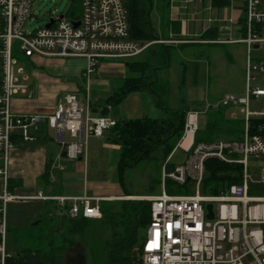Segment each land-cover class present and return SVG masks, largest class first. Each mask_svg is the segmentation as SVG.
I'll return each instance as SVG.
<instances>
[{"label":"built area","instance_id":"obj_1","mask_svg":"<svg viewBox=\"0 0 264 264\" xmlns=\"http://www.w3.org/2000/svg\"><path fill=\"white\" fill-rule=\"evenodd\" d=\"M194 1L186 0V4ZM228 2L239 3L244 12L241 27L245 38L232 43L245 45V95L242 98L225 95L216 104H206L202 110L195 108L187 112L178 143V147L188 154L187 159L170 174H166L163 168L159 195L98 198L85 193L79 197H65L39 192L21 198L7 191L10 154L15 142L32 141L34 138L29 136V130L45 122L47 128L57 135L66 159H84L87 138H102L116 124L108 117L89 115L88 90L99 63L108 59H134L150 43L130 40L123 0H81L77 19L51 18V27H40L32 32L25 28L31 16L32 0H0V179L3 184L0 194V264L12 261L6 248V206L24 200L55 202L65 218L88 220L102 219L101 202H149L150 222L138 249L142 264H264V198L250 194L252 186L264 185V167L259 169L258 178H253L248 171L250 159L264 160V90L251 87L252 82L264 78V0ZM74 23L79 25L75 27ZM156 43L179 42L156 40ZM254 53L260 55L254 56ZM36 56L83 59L86 63L83 74L87 84L85 101H80L75 94H66L49 116L16 112L13 98L29 92V76L23 68L16 70L15 67L21 59ZM253 101L258 102L259 111L251 110ZM228 106H241L243 135L240 139L196 143L198 116ZM186 140L189 143L183 146ZM171 154L165 162L169 161ZM207 160L239 166L240 171L232 174L238 177V183L220 188L216 194L204 192V164ZM167 180L179 187L188 186L191 193L166 194L164 185ZM207 204L213 206L212 220L206 217Z\"/></svg>","mask_w":264,"mask_h":264},{"label":"rangeland","instance_id":"obj_2","mask_svg":"<svg viewBox=\"0 0 264 264\" xmlns=\"http://www.w3.org/2000/svg\"><path fill=\"white\" fill-rule=\"evenodd\" d=\"M172 3L178 5L177 9L185 24L187 23L191 26L188 39L194 40L189 42L193 44L182 46L180 45L182 43H180L173 46L168 43L167 47H164L163 44L160 46L155 45L154 42H151L153 45L150 43V46L136 60L149 61L152 69L151 72L150 68L149 70L147 69L148 74L149 72L154 73L155 69L157 70V75L154 76L157 77L158 81L152 84L154 92L144 90L132 94L123 107L126 116L122 114V111H117L116 108L118 107L119 110L121 107L113 108L112 110L115 111H111L109 115L119 119L117 121L143 118L165 119L166 113L156 107L157 101L160 106L167 107L173 111H181L183 107L189 109L196 107L202 110L206 104H216L225 95H232L235 98H242L245 95V45L243 43L207 45L196 41L205 26V31L216 28L218 30L216 38L219 40L244 39L245 35L238 32L239 26L231 25L232 19L229 18L234 7H239L238 5L240 4L232 3L229 6L218 9V7L212 6L211 0H195L190 4H186V0H172ZM239 9L235 10L239 14V19H242L244 12ZM156 13V16H151L154 39H171L172 37L169 35L166 26H164L166 24L158 22L161 18L158 10ZM71 14L80 15V6L76 0H32L31 16L25 24L26 31L32 32L37 28L44 27L51 18L60 16L70 18ZM154 18H156V24L154 23ZM209 20H212V22H209ZM226 28L230 29V32L223 31ZM161 31L163 32L161 33L162 35H159ZM166 52H168L169 57L167 67ZM253 55H260V53H254ZM128 60L131 61V59ZM103 62L108 63L111 61ZM23 65V63L19 64L15 69L23 68L25 74H27ZM35 67L31 66V70L28 72V74L30 73L29 75L33 74V70H38ZM165 67L166 69H163ZM161 68L162 70H159ZM183 71H185L184 84L182 88H179ZM251 87L264 90V78L252 82ZM155 95L156 98H154ZM98 97L99 94L94 96L93 92L89 95L92 105H102L103 100H98ZM57 98L56 105L62 100L63 94H58ZM34 102L37 104L46 103L38 97ZM217 109L220 110L217 111ZM217 109L215 110L214 108L209 113L198 116V132L195 134L194 140L196 143H209L222 139L237 141L243 135L241 106L219 107ZM251 110L254 112L259 111L257 101L251 103ZM221 117L228 126V132H226V128L216 131L211 127V124L220 120ZM49 133L53 138L54 132L51 130ZM42 137L44 136L42 135ZM66 139L67 141L69 140L68 136H66ZM179 141L177 142V139L174 138L165 143H159L146 158L136 165L120 170V150H106L93 136H90L86 142L89 158L86 157L85 160L78 162L80 164L78 168L83 167L81 174L78 176L85 178L86 187L89 186V194L91 193L90 188L92 185L100 183L101 185L117 184L122 194L125 193L123 192L125 188L127 193L133 195H159L162 187L163 168L166 174H170L176 166L182 165L187 159L188 154L178 147ZM167 146L170 148L175 146V148L169 161L165 162V149ZM74 162L77 163V161ZM74 162L72 164H75ZM263 167L264 160L262 158L248 161V171L253 178H258L259 169ZM83 185V181L78 185L80 193L83 191ZM164 186L167 190H165L166 194H169L168 191L174 194L179 193L180 187L171 180H167ZM250 194L264 198V185L252 186ZM101 206L108 207L111 204L101 202L100 208ZM119 207L122 206H115V208ZM123 208L119 210H123ZM47 213H50L51 216H47ZM113 218L115 219L110 220V222L113 227L118 228L121 216ZM67 219V217H64V212L58 209L55 202L40 204L25 201L23 203L14 202L8 204L5 211V220L9 251L13 256H16L21 250H38L27 241V237L30 234L38 235L39 233H44L50 234L52 237L70 238L75 242L74 246L66 248L62 258L63 264H108L112 234L110 223L106 220H88L82 234L72 235L70 233L71 225L77 222L79 218L71 221ZM36 222H39L38 225L33 226ZM144 233L145 231H143L140 241L137 242L129 264H142L138 249L143 242ZM61 244V241L55 240L56 246Z\"/></svg>","mask_w":264,"mask_h":264},{"label":"crops","instance_id":"obj_3","mask_svg":"<svg viewBox=\"0 0 264 264\" xmlns=\"http://www.w3.org/2000/svg\"><path fill=\"white\" fill-rule=\"evenodd\" d=\"M174 1V0H173ZM169 10L167 13L168 16V25L166 26L169 35L172 37L169 41H177L178 44L170 45L176 46L179 45L180 42H191L194 41L192 39H188L190 36L191 26L187 23L185 24L182 16L179 14L177 9V4L172 3V0L169 2ZM231 5V3H229ZM228 5V6H229ZM213 6V5H212ZM239 7H234L232 10L231 15V25H238L239 29L238 32L244 35V30L241 27L243 19H239V14L237 13V8L241 10L243 7L238 5ZM222 7H219L220 9ZM239 9V10H240ZM156 12L153 14V17L156 16ZM237 14V15H236ZM156 18H154V23ZM228 20V19H226ZM161 24H164L161 18L158 20ZM157 23V22H156ZM155 23V24H156ZM176 28L177 31H174ZM206 26L202 29V35L200 34L198 42L202 44H213V41H226L230 42L227 44H234L237 40H219L216 38V33L218 30L216 28H211L215 30V38L214 40H206L200 41L201 37L206 30ZM209 29V30H211ZM223 31L230 32V29L226 28ZM162 31L159 35H162ZM160 40H163V38ZM241 40V39H240ZM165 41V42H169ZM155 45H159L156 43V40L153 41ZM184 44V43H183ZM188 44V43H187ZM190 43L189 45H192ZM151 45H153L151 43ZM164 47H167L168 43L163 44ZM183 46V45H182ZM162 47L163 49H165ZM144 52V51H143ZM142 52V53H143ZM142 55V54H141ZM140 55V56H141ZM138 56V57H140ZM138 57L131 59V61L124 60V59H108L102 60L97 68V71L92 77L90 82V88L88 90V97L89 95L94 94V96H98V100H103L102 105H92L90 102V110L89 115L91 117H108L115 122L117 120L114 117H111L109 114L113 108L117 106L121 107L118 112L122 111V114L126 116V112L123 109L125 103L129 100V97L132 94L144 91H136L127 94L119 103L113 104L111 98H115L116 95L122 92L124 87L128 86L129 80H134L138 78V74L127 69L125 64H130ZM103 61H111V62H103ZM24 64V68L28 72L31 70V66L38 68V70L34 71L33 74L29 75V92L26 95H16L13 98V108L18 113H30V114H37L41 116H49L51 115L56 107V102L58 100V94H75L80 101H85L86 99V90L87 84L84 77V70L86 67V63L83 59L78 58H45V57H33L31 59H21L20 64ZM167 67V66H166ZM163 68V69H166ZM127 70H126V69ZM159 70H162L159 69ZM158 70V71H159ZM156 69L154 73H150L149 76L151 79L158 81ZM182 81L181 84L178 86L182 88ZM148 89H146L147 91ZM149 91V90H148ZM154 95V93H153ZM44 100L45 104L40 103L37 104L34 101L37 99ZM96 98V97H95ZM156 98V95L155 97ZM90 100V99H89ZM97 100V102H98ZM149 101V100H148ZM157 107V105H156ZM158 108V107H157ZM159 109V108H158ZM192 110V109H190ZM166 115L164 118H167L168 113L165 111ZM151 119V118H150ZM47 128L45 122H41L37 125L36 128L29 130V136L33 137L34 139L29 142H15V147L10 154V165H9V178L7 181V191L15 196H19L21 198L36 195L39 192L47 196H65V197H79L82 196L84 193L89 197H98V198H120L123 197L125 194H129L132 196H125V197H133V198H144V197H151L157 196L152 194H145V195H133L131 193H127L125 188L123 189L124 194L121 193V189L117 186V184L111 185H101L100 183L93 184L90 188L89 194V186L86 187L85 178H80L78 175L81 174L83 167L78 168L80 164L78 162L82 161L77 160V163L62 158L61 156V147L58 143L57 135L54 132V137L52 138ZM45 132V135H44ZM40 134V136H39ZM42 135L44 137H42ZM96 141L101 144V146L110 151H117L119 147L109 142L108 139V132L105 133L104 137L96 138ZM88 139V138H87ZM87 146V145H86ZM88 149H85V158L88 157ZM60 157V158H59ZM67 160V161H64ZM75 164H72V163ZM1 165V161H0ZM83 181V191L80 193L78 185L81 184ZM88 185V184H87ZM3 184L0 179V194L2 193ZM25 201H32V200H24L18 201L19 203H23ZM37 203H47V202H38L32 201ZM17 203V202H16ZM10 204V203H9ZM8 205V204H7ZM57 205V204H56ZM7 207V206H6ZM58 207V206H57ZM58 209H60L58 207ZM61 210V209H60ZM52 214V211H51ZM50 213H47V216H51ZM65 217V215H64ZM74 220V219H73ZM7 251L13 256V254L8 249V242H7ZM21 263L22 264H41V257L36 253H24L21 256Z\"/></svg>","mask_w":264,"mask_h":264},{"label":"trees","instance_id":"obj_4","mask_svg":"<svg viewBox=\"0 0 264 264\" xmlns=\"http://www.w3.org/2000/svg\"><path fill=\"white\" fill-rule=\"evenodd\" d=\"M80 6L81 0H76ZM214 7H226L229 5L228 0H211ZM170 0H123L125 10L127 12V20L129 24V38L133 41L140 43H151L154 39V32L151 25V16L158 10L161 20L168 25V10ZM79 14L70 15V19H77ZM174 31H177L176 28ZM215 30L211 29L204 33L199 39L200 41L214 40ZM164 40V39H163ZM164 41H169L168 39ZM190 44V43H188ZM161 46V44H159ZM180 45H187L182 43ZM213 45V44H208ZM163 46V45H162ZM166 66L169 63L168 52L165 53ZM129 71L138 74V78L129 80L128 86L124 87L121 93L116 95L115 98H111L113 104L119 103L127 94L146 90L153 91L152 87L156 80L151 79L149 76L151 67L149 61L136 60L130 64H125ZM150 72L148 74V70ZM148 69V70H147ZM184 73L182 75V84H184ZM156 105L159 109H162L168 113L167 118L162 120H155L149 118L122 120L117 121L115 126L108 131L109 142L117 145L120 150L119 157V169L125 167H133L142 159L146 158L151 150L159 143H165L170 139H177V142L183 135V126L188 110L186 112L173 111L167 107L160 106L158 101ZM196 107L192 108L195 109ZM220 109H217L219 111ZM209 113V112H207ZM255 122V121H254ZM253 122V123H254ZM222 119L217 120L211 124V127L219 131L221 128H226L228 132V126ZM231 134V133H229ZM176 142V144H177ZM169 146L165 149V160L172 153L173 149ZM205 178L203 181L204 192L206 193H218L220 188H224L235 183H238V177L232 176L233 173H238L240 167L237 165H229L220 163L216 160H207L205 162ZM167 191V190H166ZM168 195H188L191 193L188 186H180L178 194H174L168 191ZM124 196H132L125 194ZM109 203L111 206H101L102 219L110 223L112 234L109 250L108 264H129L137 242L140 241L143 231L147 228L150 222V203L147 201H116V202H104ZM116 205H121L123 210H119L122 207L115 208ZM115 209H114V208ZM114 213H112L113 211ZM118 210V211H117ZM121 216L119 226L113 227L110 220L113 217ZM69 221L73 219H67ZM88 219L79 218L77 222L71 225L70 233L72 235L82 234L86 228V222ZM53 230V229H52ZM52 232V231H51ZM61 241L60 246L55 245V240ZM27 241L30 242L38 250L20 251L16 256H12V261L9 264H22L21 256L24 253H36L41 257V264H63L62 258L67 247H72L75 242L66 237H52L44 233L38 235H29ZM28 243V244H30ZM28 248V247H27ZM139 256L140 253L138 252ZM140 264V263H139Z\"/></svg>","mask_w":264,"mask_h":264},{"label":"water","instance_id":"obj_5","mask_svg":"<svg viewBox=\"0 0 264 264\" xmlns=\"http://www.w3.org/2000/svg\"><path fill=\"white\" fill-rule=\"evenodd\" d=\"M63 16H60V18H62ZM53 24V19H50L48 21V23L46 25H44L45 28H49L51 27V25ZM79 25V23H74V26L77 27ZM256 48V47H255ZM188 110L187 107H183L181 112H186ZM62 158H66V152H62L61 153ZM213 206L211 204H207L206 205V210H207V219L208 220H212L213 219V211H212ZM39 222H36L33 224V226H37Z\"/></svg>","mask_w":264,"mask_h":264},{"label":"bare ground","instance_id":"obj_6","mask_svg":"<svg viewBox=\"0 0 264 264\" xmlns=\"http://www.w3.org/2000/svg\"><path fill=\"white\" fill-rule=\"evenodd\" d=\"M189 143V140H186L184 143H183V146H187Z\"/></svg>","mask_w":264,"mask_h":264}]
</instances>
